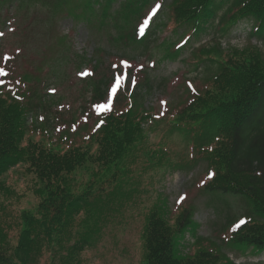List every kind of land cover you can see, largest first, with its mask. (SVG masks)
<instances>
[{
  "label": "trees",
  "instance_id": "obj_1",
  "mask_svg": "<svg viewBox=\"0 0 264 264\" xmlns=\"http://www.w3.org/2000/svg\"><path fill=\"white\" fill-rule=\"evenodd\" d=\"M152 1H17L20 10L49 7L51 16L66 11L67 17L89 25L99 20L104 27L113 21L118 41L145 50L159 29L167 27V11L171 24L167 28L196 40L207 34L225 38L240 23L251 21L247 22L252 26L248 39L256 44L223 50L215 42L190 51L196 71L214 72L199 89H191L190 96L169 111L167 118L136 104L150 86L147 78L146 85L121 93V106L103 112L92 129L74 134L72 140L58 135L65 139L59 144L48 133L40 139L33 134L36 125L27 124L31 103L21 93L24 85L14 80L15 87L9 86L5 76L0 82V264H38L45 255L51 264H77L86 247L85 236L75 231V217L82 208L93 213L89 214L91 229L104 230L105 236L116 213L127 203L131 206L132 190H124L133 187V170L139 168V176L155 169L191 170L199 162L206 164L205 192L240 197L247 205L241 215L226 217L228 244L264 251V0H221L218 4L215 0H171L161 13L157 9L162 10L164 0H154L143 15ZM13 2L0 0V5ZM154 8L155 14H148ZM156 18L164 19L162 26L155 27ZM163 46L169 50L172 43ZM184 50L179 45L166 56L176 60ZM22 80L27 81L28 75ZM103 86L105 90L100 85L93 88L94 101L105 98L108 86ZM162 123L163 133L181 134L186 148L178 151L161 140L150 143L149 135ZM20 166L26 177H32L39 202L33 213H21L19 223L5 226V203L11 198L7 175ZM85 174L92 178L83 180ZM76 177H81L80 182ZM156 204L143 228L142 264H233L216 242L196 234L190 252L184 254L181 243L191 233L194 210L181 207L169 219ZM12 229L16 230L14 243L7 233Z\"/></svg>",
  "mask_w": 264,
  "mask_h": 264
},
{
  "label": "rangeland",
  "instance_id": "obj_2",
  "mask_svg": "<svg viewBox=\"0 0 264 264\" xmlns=\"http://www.w3.org/2000/svg\"><path fill=\"white\" fill-rule=\"evenodd\" d=\"M17 1L4 7L0 5V80L6 73L9 75V85L14 80L24 85L21 93H26L25 100L31 103L29 117L36 119L33 134L40 139L43 138L42 134L48 133L56 144L64 142V137L72 140L74 134L81 135L96 125L101 115L97 113L96 105L105 103L107 94L102 101H94L93 88L100 85L105 90L103 85H107L110 93L117 78L121 80V89L111 104L121 106L123 96L120 92L129 89L133 79H138L141 87L146 85L148 78L150 86L146 87L147 91L143 92L136 104H142L147 111L153 110L156 117L167 118L169 111L190 96L192 88L199 89L205 78L214 72L213 68L196 71L189 52L219 43V40L224 50L228 47L245 48L249 39L243 25L247 22L252 24L251 21L240 23V27L225 38L207 34L196 40L186 33H172L167 28L171 26L167 22V11V27L159 29L156 38L149 42L145 50L118 41V31L113 21L108 20L104 27L99 25V20H93L89 25L67 17L66 11L51 16L47 12L49 7L34 6L20 10ZM170 1L164 0L160 13ZM219 1L215 0V3ZM154 3L153 0L147 5L143 15ZM154 21L155 27H159L164 19L156 18ZM188 38H191L190 42ZM165 42L172 43L169 50L163 46ZM179 45L185 49L181 56L176 60L167 58L166 54L175 51ZM7 67L11 69L10 74ZM83 70L89 73L86 79L81 77ZM24 75H28L27 81L22 80ZM50 89L51 94L48 92ZM165 123L149 135L150 143L161 140L168 141L178 151L186 148L181 134L163 133ZM205 170L206 164L203 162L191 170L173 172L155 169L148 173L145 171L140 176L139 168L133 170V187L124 190H132L131 206L127 203L120 213H116V220L109 225L105 236L104 230L91 229L93 220L89 214L93 213L82 208L75 217V231L85 236L86 246L77 258V264H142L143 228L156 203L157 210L166 211L169 219L181 207L192 208L194 219L191 234L196 232L197 237L216 242L233 264H264V252L242 246L232 248L226 241L229 231L224 230L226 217L241 215L247 205L240 197L205 192L202 188ZM89 178L92 176L85 174L83 180ZM76 180L80 182L81 177H76ZM6 187L11 191V198L5 203L4 221L5 226H13L20 222L23 211H35L39 199L34 192L32 177H26L21 166L8 173ZM181 197L184 199L181 200ZM7 233L14 243L16 230H8ZM191 234H186V240L182 243H192L194 236ZM38 264L51 263H48V256L45 255ZM55 264L59 263L56 261Z\"/></svg>",
  "mask_w": 264,
  "mask_h": 264
},
{
  "label": "snow or ice",
  "instance_id": "obj_3",
  "mask_svg": "<svg viewBox=\"0 0 264 264\" xmlns=\"http://www.w3.org/2000/svg\"><path fill=\"white\" fill-rule=\"evenodd\" d=\"M157 7H159V6L157 5ZM153 14H155V9H153ZM145 24H147V21H145ZM132 83L133 84L135 83L134 79L132 80ZM120 84H121V80H120V78H117V80L115 81V83L111 87V90H110V93L107 97L106 102L96 105V111L98 114H100L101 110H103L104 113L111 111L112 98L116 95L117 90L120 87ZM189 86L191 87V85H189ZM97 127H99V125H97ZM210 176H211V174H210ZM180 199L183 200L184 197H181ZM240 223L242 224V223H244V221H240Z\"/></svg>",
  "mask_w": 264,
  "mask_h": 264
}]
</instances>
